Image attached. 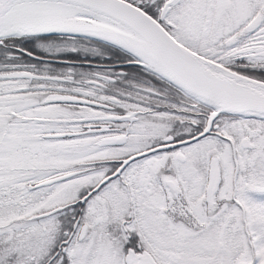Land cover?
Here are the masks:
<instances>
[{"label": "snow or ice", "instance_id": "obj_1", "mask_svg": "<svg viewBox=\"0 0 264 264\" xmlns=\"http://www.w3.org/2000/svg\"><path fill=\"white\" fill-rule=\"evenodd\" d=\"M0 264H264V0H0Z\"/></svg>", "mask_w": 264, "mask_h": 264}]
</instances>
